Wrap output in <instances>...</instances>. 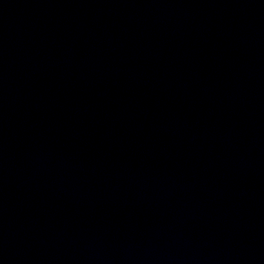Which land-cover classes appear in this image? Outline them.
<instances>
[{
    "label": "water",
    "instance_id": "95a60500",
    "mask_svg": "<svg viewBox=\"0 0 264 264\" xmlns=\"http://www.w3.org/2000/svg\"><path fill=\"white\" fill-rule=\"evenodd\" d=\"M220 0H0V264H203Z\"/></svg>",
    "mask_w": 264,
    "mask_h": 264
}]
</instances>
